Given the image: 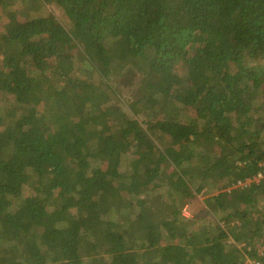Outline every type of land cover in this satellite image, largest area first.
I'll return each instance as SVG.
<instances>
[{
	"label": "trees",
	"instance_id": "trees-1",
	"mask_svg": "<svg viewBox=\"0 0 264 264\" xmlns=\"http://www.w3.org/2000/svg\"><path fill=\"white\" fill-rule=\"evenodd\" d=\"M29 1L0 0V264H264V0Z\"/></svg>",
	"mask_w": 264,
	"mask_h": 264
},
{
	"label": "rangeland",
	"instance_id": "rangeland-1",
	"mask_svg": "<svg viewBox=\"0 0 264 264\" xmlns=\"http://www.w3.org/2000/svg\"><path fill=\"white\" fill-rule=\"evenodd\" d=\"M30 1L25 7H18V9L20 8L21 10H23L28 16L33 15L32 11L36 10L37 8V6H35L33 3L34 1L32 0ZM48 11L52 13L51 15L55 16L57 20H60L61 23L68 26V23H64L62 19L63 14H62L61 8H59L57 5H53L49 7ZM19 18L20 20H24L25 17L20 15ZM52 45L53 44H51L50 42H48L45 45V53L47 56L46 62H48L50 67L55 68L57 66H65L66 68L70 70L78 68V70H80L83 74L85 75L89 74V76H91L90 73H88L87 71L83 69V67L81 66L82 63L79 62V59L75 60L76 58H78L79 52H77L78 49H75L74 44L63 43V44L55 45V46H52ZM81 58H83L82 55H81ZM29 193L30 191H28V194ZM202 199L203 198H199L193 204L187 206L184 209V215L188 218H191L197 215L199 210L202 209V207L204 206Z\"/></svg>",
	"mask_w": 264,
	"mask_h": 264
},
{
	"label": "built area",
	"instance_id": "built-area-1",
	"mask_svg": "<svg viewBox=\"0 0 264 264\" xmlns=\"http://www.w3.org/2000/svg\"><path fill=\"white\" fill-rule=\"evenodd\" d=\"M262 179H264V171L261 172L260 174H258L257 176H255L252 180H248L247 179L245 181V184L247 183V184L251 185L252 182H254V181L255 182H260ZM240 185H243V183H240ZM246 264H262V262H259L258 260L247 259Z\"/></svg>",
	"mask_w": 264,
	"mask_h": 264
},
{
	"label": "crops",
	"instance_id": "crops-1",
	"mask_svg": "<svg viewBox=\"0 0 264 264\" xmlns=\"http://www.w3.org/2000/svg\"><path fill=\"white\" fill-rule=\"evenodd\" d=\"M199 213V212H198Z\"/></svg>",
	"mask_w": 264,
	"mask_h": 264
}]
</instances>
